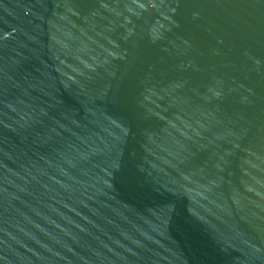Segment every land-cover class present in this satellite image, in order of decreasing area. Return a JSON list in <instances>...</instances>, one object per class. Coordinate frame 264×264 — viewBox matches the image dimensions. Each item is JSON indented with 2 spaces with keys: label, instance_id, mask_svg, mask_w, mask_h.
I'll return each mask as SVG.
<instances>
[{
  "label": "water",
  "instance_id": "1",
  "mask_svg": "<svg viewBox=\"0 0 264 264\" xmlns=\"http://www.w3.org/2000/svg\"><path fill=\"white\" fill-rule=\"evenodd\" d=\"M0 264H264V0H0Z\"/></svg>",
  "mask_w": 264,
  "mask_h": 264
}]
</instances>
